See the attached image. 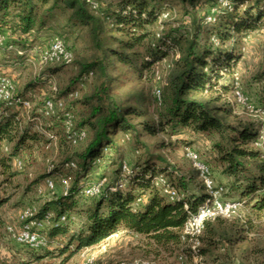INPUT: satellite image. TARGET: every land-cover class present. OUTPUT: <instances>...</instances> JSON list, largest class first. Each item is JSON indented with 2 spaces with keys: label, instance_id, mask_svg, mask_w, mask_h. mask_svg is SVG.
<instances>
[{
  "label": "trees",
  "instance_id": "trees-1",
  "mask_svg": "<svg viewBox=\"0 0 264 264\" xmlns=\"http://www.w3.org/2000/svg\"><path fill=\"white\" fill-rule=\"evenodd\" d=\"M90 1L96 4L95 8L87 0H0V33L10 31L28 34L36 27L42 28L56 11L65 10L69 12L68 25L86 28L95 47L101 50V57L85 64L78 79L84 82L92 79L93 75L100 79L99 90L83 101L89 108L88 114L80 126L77 123L74 125L75 130H85L84 141L87 142L76 163L75 171L79 178L65 195L44 203L36 216L38 220H45L48 214H53V217L48 218L50 227L47 237L53 239L68 233L67 213L73 208L68 201L80 193L82 186L79 180L87 176L95 159L103 158L104 149L111 150L114 147V137L118 131L135 133L136 125L151 136L166 133L167 129L171 130V136L179 130L215 134L218 138L213 144L216 161L222 173L232 178V186L240 196L237 200L243 203L249 213L255 216L264 214V146L263 149L252 147L258 140V131L253 124L227 123L225 116L228 110L217 105L222 94L231 90L234 67L241 55L234 50V37L241 32L255 31L264 24V0H231L228 9L221 8L218 0H181L191 7L193 13L201 5H206L207 10H218L215 22L207 29L201 23L209 10L203 13L201 21L194 18L195 14L187 13L193 16L194 30L183 35L165 31V26L173 24L170 22L172 16H168L173 10L162 0ZM164 14L168 17L162 19L163 29L157 31L160 16ZM107 30L110 32L108 39L105 36ZM202 32H206L208 43L202 44L197 39ZM211 38L218 41V46L214 47L210 43ZM110 57L122 65L137 68L141 76L146 74L152 80L157 76L159 64L169 59L159 104L164 110L159 119L134 124L132 120L143 118L144 113L135 105L123 107L116 103L109 91L113 80L109 69ZM224 80H228L227 85L221 83ZM16 96L21 98L20 95ZM259 112L261 118L264 117V90ZM55 117L60 124L61 142L73 146L63 128L62 113ZM258 123L259 127H264L263 119L258 120ZM85 126L89 129V135ZM41 137L40 133L22 129L17 112L0 115L1 183L15 176L11 172L12 158L27 142H38ZM5 145H11L8 154L3 150ZM156 158L164 163V167L158 168L148 160L131 167L127 187L110 191L120 168L116 170L113 181L106 185L94 206L87 211L85 227L71 235L68 245L59 250L60 254L68 252L64 261L80 249L96 246L118 233L140 236L150 251L157 255L168 252L178 258L181 249L180 231L188 212H195L205 201L206 195L193 167L199 180V190L189 193L184 175L174 169L166 157ZM71 162L70 157L64 158L59 169L53 170V173L63 170ZM157 174H163L172 186L181 190L185 194L184 199L170 202L162 195L160 189L152 184V178ZM246 174L247 177L241 180L240 176ZM229 192L227 189L226 195ZM138 198L142 199L141 203L136 202ZM6 202L7 199H0V207ZM62 216H67V219L61 224L59 221ZM229 220L218 218L206 222L201 237L202 255L215 252L222 243L228 246L243 239L239 232L229 234L234 228V223L226 226ZM73 242L76 243L75 249L69 251ZM218 261L215 258L213 263L217 264Z\"/></svg>",
  "mask_w": 264,
  "mask_h": 264
},
{
  "label": "rangeland",
  "instance_id": "rangeland-1",
  "mask_svg": "<svg viewBox=\"0 0 264 264\" xmlns=\"http://www.w3.org/2000/svg\"><path fill=\"white\" fill-rule=\"evenodd\" d=\"M162 2L173 10L172 14L168 15L172 16L170 22L173 24L165 26V31L174 35L193 33L192 15L195 14L194 18L201 21L203 13L207 10L206 5H201L193 13L191 7L181 0H162ZM68 14L69 12L65 10L56 11L45 21L42 28L36 27L28 34L10 31L0 33L4 40V46L0 49V74L10 78L15 86V94L29 103V108L19 105L4 107L0 104V115L17 112L22 129L26 128L31 133H40L43 136L38 142H27L25 147L12 158L11 172L15 174L14 177L2 183L3 178L0 177V199H7V202L0 207L2 223L0 225V264H85L89 258L94 259V264L120 262L132 264L138 259L147 260L151 264H193L191 258L181 262L168 252H160L157 255L147 249L142 240L126 233L103 241L106 245L105 253L100 252V244H98L82 248L64 261L68 252L60 254L59 250L68 245L71 235L77 234L85 227L87 211L97 200V198L84 197L80 193L68 201L73 208L67 213L69 220L67 234L58 235L53 239L48 238L47 232L50 227L48 221L41 227H34V231L37 230L36 232L47 238V245L32 248L15 240L14 235L19 233L28 221L23 218L27 209L35 211L34 219L36 220L44 203L62 196L64 187L60 183L61 177L69 180L68 189L75 184V180L79 178L78 172L75 171L76 163L79 162L78 155L83 152L87 144L86 141H82L70 146L61 142L58 119L55 116L44 115L45 102L59 100L63 103V111L58 112L57 115L68 111L73 116L74 125L77 123V126H80L89 112V108L83 104L85 97H89L100 87V79L95 75L84 82L78 80L83 66L98 60L101 57V50L95 47V42L91 41L86 28L68 25ZM162 19H164L163 15L160 16L157 31L163 29ZM201 24L207 29L213 23L206 25L203 20ZM109 35L110 32L107 30L105 34L107 39ZM54 39H59L69 48L73 57L72 61L68 64H39L38 52L47 48ZM197 39L202 44L208 43L206 32L200 33ZM234 39V50L239 51L241 55L234 67L231 90L228 89L222 94L217 105L228 110L225 116L227 123L253 124L258 131L257 139H262L260 146H256L254 142L252 147L263 149L264 127H259L258 120H264L259 112L264 90V24L255 31L241 32ZM210 43L214 47L218 46V41L213 43L210 40ZM18 52H22V55ZM168 61L169 59L159 64L157 76L152 80L146 74L141 76L137 68L122 65L114 57L109 58L110 75L113 79L109 91L116 103L123 107L135 105L144 113L143 118L133 119L132 123L157 120L163 113L164 108L159 106L153 91L156 88L164 89ZM221 83L227 85L228 80ZM236 91H240L241 99L236 96ZM84 128L89 135L87 126ZM167 131L151 136L139 125H136L135 133L127 134L118 131L114 137V147L111 150H103L105 153L103 158H99L100 161L97 163L93 162L87 176L79 180V185L97 183L102 179H106L107 185L113 181L116 170L122 163H126L131 168L148 160L154 162L158 168L164 167V163L156 158L160 156L166 157L174 169L184 175L188 181L187 190L192 193L199 190V180L192 164L185 158L186 149H192L210 165L213 175L216 173L222 178L215 181L224 186L226 192L227 189L230 190L229 195L225 194V196L228 199L240 197L239 192L232 186V178L222 173L216 161L217 154L213 144L218 138L215 134L179 130L176 135L171 136V130L167 129ZM3 150L8 154L11 145H5ZM67 157L71 158L76 168L70 170L71 168L65 167L54 174L53 170L59 169L60 164ZM248 167L252 170L251 166ZM247 175L240 176L241 180ZM47 178L51 179L55 185L53 193L46 188ZM37 221L41 220L37 219ZM65 222L66 220L61 224ZM232 223L234 228L229 234L235 235L239 232L243 239L228 245L224 252H220L223 243L220 244L215 252L203 258V264H214L215 258L219 259L217 264H264V214L255 216L243 207L236 218L227 221L226 226ZM75 244L73 242L69 246V251L75 249Z\"/></svg>",
  "mask_w": 264,
  "mask_h": 264
},
{
  "label": "built area",
  "instance_id": "built-area-1",
  "mask_svg": "<svg viewBox=\"0 0 264 264\" xmlns=\"http://www.w3.org/2000/svg\"><path fill=\"white\" fill-rule=\"evenodd\" d=\"M87 1L91 3L93 8L96 7L95 3L91 2L90 0ZM218 4L221 8L228 9L230 7L231 0H218ZM217 13L218 10L216 8L210 9L204 17V24L207 25L214 23ZM166 16L167 15H163V18ZM211 40L213 43H217L215 38H212ZM3 46L4 40L0 35V49ZM18 54L22 55V52H18ZM71 61L72 54L65 49L62 41L59 39H54L47 48L38 52V62L41 65L68 64ZM74 95L76 96V94ZM153 96L158 104H160L161 88L154 89ZM236 96L241 99L240 91H236ZM0 102L5 107L19 105L29 108L28 102L16 96L13 81L7 76L1 74ZM60 111H63V103L61 101L47 100L45 102L44 115L56 116ZM62 117L63 128L71 145H77L78 143L84 141L86 139V132L85 130H75L73 116L71 113L64 111L62 113ZM261 139L256 141V146L261 145ZM185 158L192 164V167L196 171L198 178L204 188L206 198L203 204L200 205L195 212H188V217L180 231L181 250L177 259L181 262H185L188 258H191L193 264H203V256L200 253V249L202 247L201 237L203 235L206 222L213 221L218 218L229 220L237 217L242 211L243 203L237 199H228L225 196L227 193L226 189L224 186L217 184L210 166L204 160H202L197 152L193 151L192 149H186ZM99 161L100 159L97 158L94 160V163ZM66 168L75 169L76 165L75 163L71 162L66 165ZM131 173L132 171L130 166H128L126 163H122L114 187L110 188L109 190L116 191L125 189L127 187ZM60 183L64 187L62 195H65L69 186V180L66 177H61ZM152 184L159 188L162 195H164L170 202H178L185 197L184 193L172 186L163 174L155 175L152 178ZM45 185L49 192H54L55 185L51 179L47 178L45 180ZM105 187L106 179H102L97 183H91L82 186L80 194L87 198H97L103 193ZM136 202L141 203L142 199L138 198ZM184 208L187 209V206L185 205ZM35 215V211L27 209L24 212L23 218L28 219V221L22 226V230L14 235V238L17 242L23 245H28L32 248H37L48 244L47 238L36 232L37 230L34 231V227H41L43 224H47L48 218L53 217V214H48L47 219L37 221V219H34ZM65 220L66 217L62 216L59 223L64 222ZM119 235L120 233L114 234L107 239L114 237L116 238ZM99 250L101 253L106 252L105 243H100ZM85 264H94V259L89 258ZM118 264L126 263L120 262ZM132 264H151V262L138 259L133 261Z\"/></svg>",
  "mask_w": 264,
  "mask_h": 264
},
{
  "label": "crops",
  "instance_id": "crops-1",
  "mask_svg": "<svg viewBox=\"0 0 264 264\" xmlns=\"http://www.w3.org/2000/svg\"><path fill=\"white\" fill-rule=\"evenodd\" d=\"M214 178L215 179H221L222 180V178L218 177V175L216 173H214ZM134 237L139 238L140 240H142L140 236H134ZM227 247L228 246L226 244H223L222 247L220 248V252H224L225 250H227ZM202 256H203V258L205 257L204 255H202Z\"/></svg>",
  "mask_w": 264,
  "mask_h": 264
}]
</instances>
